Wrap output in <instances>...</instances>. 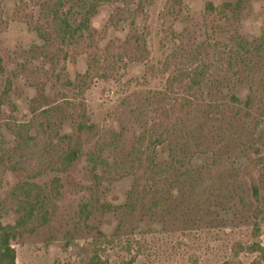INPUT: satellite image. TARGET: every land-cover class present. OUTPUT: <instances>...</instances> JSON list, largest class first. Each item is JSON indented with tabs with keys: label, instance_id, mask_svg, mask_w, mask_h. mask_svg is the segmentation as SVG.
<instances>
[{
	"label": "rangeland",
	"instance_id": "1",
	"mask_svg": "<svg viewBox=\"0 0 264 264\" xmlns=\"http://www.w3.org/2000/svg\"><path fill=\"white\" fill-rule=\"evenodd\" d=\"M237 1L0 0L18 264H264V0Z\"/></svg>",
	"mask_w": 264,
	"mask_h": 264
},
{
	"label": "trees",
	"instance_id": "2",
	"mask_svg": "<svg viewBox=\"0 0 264 264\" xmlns=\"http://www.w3.org/2000/svg\"><path fill=\"white\" fill-rule=\"evenodd\" d=\"M247 2L248 0H239L233 4H225V8L231 12L233 19L237 20L239 16L241 15V12L244 9ZM124 53L119 54L120 57L124 56L125 55ZM195 76L196 77L192 79L193 77L192 74H190L189 72H185L178 78L177 81L183 82L184 79L186 78L192 79L190 84L188 83V88L190 90H193L194 86L198 85L201 82V79L200 78L198 79V77H200L201 74H195ZM90 130L91 128L84 124H81L79 126L77 134L72 139H70L71 146L66 155V161L71 163L77 160V158L79 157L82 151V146L84 144V141L86 140V137L90 133ZM252 182L255 188V180H252ZM26 219L27 218L22 219L17 224V228L10 227V226L1 228L0 230V264H18L16 260V251L13 248L11 242L15 240L19 235H21L22 232L26 229V225H27ZM92 264H104V262L101 261L99 257H96L94 260H92Z\"/></svg>",
	"mask_w": 264,
	"mask_h": 264
}]
</instances>
